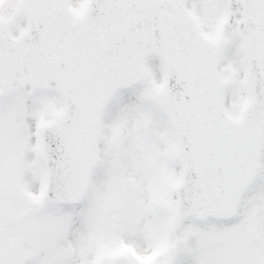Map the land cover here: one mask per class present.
Returning <instances> with one entry per match:
<instances>
[{
	"label": "snow or ice",
	"instance_id": "1",
	"mask_svg": "<svg viewBox=\"0 0 264 264\" xmlns=\"http://www.w3.org/2000/svg\"><path fill=\"white\" fill-rule=\"evenodd\" d=\"M0 264H264V0H0Z\"/></svg>",
	"mask_w": 264,
	"mask_h": 264
}]
</instances>
